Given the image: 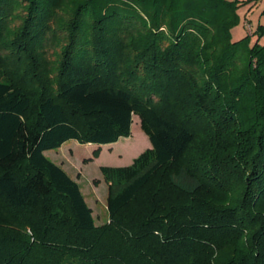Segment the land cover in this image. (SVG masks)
Instances as JSON below:
<instances>
[{"label":"trees","instance_id":"obj_1","mask_svg":"<svg viewBox=\"0 0 264 264\" xmlns=\"http://www.w3.org/2000/svg\"><path fill=\"white\" fill-rule=\"evenodd\" d=\"M239 3L0 0V264H264V45L232 42ZM135 116L151 148L101 167L98 225L45 153Z\"/></svg>","mask_w":264,"mask_h":264},{"label":"rangeland","instance_id":"obj_2","mask_svg":"<svg viewBox=\"0 0 264 264\" xmlns=\"http://www.w3.org/2000/svg\"><path fill=\"white\" fill-rule=\"evenodd\" d=\"M239 4L240 6L237 8V14L240 20L232 29V42H239L248 36L249 31L244 26V23L249 22L254 28L251 45H254L258 39L260 43L264 45V35L259 37L257 33L260 26L264 27V0H248L245 3ZM247 16L249 21L246 20L248 19ZM19 23L20 22L15 23L14 26H18ZM53 29L56 31L57 37L47 46L45 49V56L43 57V59L45 58L46 60V67L50 71L51 78H54L57 74L55 67L61 60L62 46L66 36V29L63 26L57 25V27H53ZM243 64V59L239 60L240 68L243 67ZM131 138L133 141H137V143H142L144 140L146 141L144 145H141L140 150H146L151 147V142L142 131L140 119L137 116L134 117ZM148 143L150 145H148ZM117 153V148H115L114 151L108 145H102L101 148H98V146L89 144L84 145L74 140L68 141L57 150H51L45 153L54 163L57 164V162H61L66 167L69 175L80 184L86 201L94 212V217L98 225L106 223L109 217L107 211L108 188L103 181L101 166H125L130 163L124 152L118 153L122 154L121 156L118 155L119 162L110 163L111 159L117 156Z\"/></svg>","mask_w":264,"mask_h":264},{"label":"crops","instance_id":"obj_3","mask_svg":"<svg viewBox=\"0 0 264 264\" xmlns=\"http://www.w3.org/2000/svg\"><path fill=\"white\" fill-rule=\"evenodd\" d=\"M240 3H245L247 2L248 0H239ZM248 18V16H247ZM247 21H249V18L246 19ZM244 26L248 29V35H251L253 36L254 35V28L251 26V24L249 22H246L244 23ZM262 44V43H261ZM132 136V135H131ZM148 141V140H147ZM146 141H142L141 142H138L137 141H133L132 138H121L117 143H114V144H109L108 146L111 147V149H113L115 151V148H117V151L118 153H121V152H124V154H126V157H128V160H129V164L128 165H131L134 161V159H136L141 153H143L145 150L144 149H141L139 150L138 152L136 151L137 148L140 149L141 145H144ZM89 145H93V144H89ZM148 145H150L148 143ZM94 146H98V145H94ZM102 146H98V148H101ZM151 148V147H150ZM149 149V148H148ZM144 150V151H143ZM147 150V149H146ZM117 153V156L113 157V159H111L110 163H116V162H119V158H118V155L121 156L122 154H118ZM117 157V159H116ZM56 161V160H55ZM57 162V161H56ZM57 165L61 166L66 172H67V169L66 167L61 163V162H57ZM128 165H125V166H128ZM104 165H102L101 167H103ZM112 166V165H111ZM112 167H123V166H116V165H113ZM68 173V172H67ZM69 174V173H68ZM73 178V177H72ZM74 179V178H73ZM75 180V179H74ZM77 181V180H76ZM104 181V179H103ZM106 184V183H105Z\"/></svg>","mask_w":264,"mask_h":264}]
</instances>
